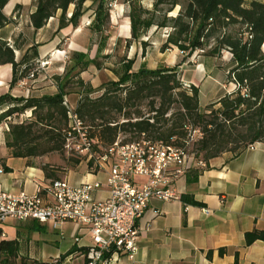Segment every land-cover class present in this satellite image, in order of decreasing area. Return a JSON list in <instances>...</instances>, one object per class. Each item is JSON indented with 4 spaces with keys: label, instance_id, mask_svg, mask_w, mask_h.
I'll list each match as a JSON object with an SVG mask.
<instances>
[{
    "label": "trees",
    "instance_id": "1",
    "mask_svg": "<svg viewBox=\"0 0 264 264\" xmlns=\"http://www.w3.org/2000/svg\"><path fill=\"white\" fill-rule=\"evenodd\" d=\"M84 1L35 0L36 8L30 14V22L38 29L59 9L57 29L68 24L76 27L85 10ZM94 1V23L107 22L108 5L112 0ZM125 1L129 5L130 24L127 44L151 26L169 28L160 51L177 47L184 58L196 50L216 57L227 51L233 64L226 72V81L234 82L235 86L201 107L198 86L181 80L178 70L181 63L156 67L141 65L134 70V59L123 58L120 66L113 70L116 78L101 83L97 95H91L90 86L85 87L72 109L86 128L88 137L94 140L92 146L107 148L121 133L128 135L122 142L143 138L184 147L188 134L197 130L196 156L201 153L208 161L226 152L237 155L254 142L264 143V0L247 3L245 0H152L150 10L144 8L140 0ZM6 2L0 0V27L9 20L2 12ZM71 3L74 7L67 16ZM175 6H178L177 13L168 15ZM19 39L13 45L0 39V64L12 66L9 87L15 86L20 79H27L38 57L39 43H32L15 59L14 49L21 47L24 41ZM140 43L143 44V40ZM86 56L82 52H72L70 59L74 64L71 67ZM90 62L100 66L95 58L85 59L84 65ZM65 88L64 81L57 82L56 91L52 93L0 94V122L25 110L31 112L27 121L9 123L5 144L12 156L60 150L68 131L77 134L76 129L67 126L69 108L65 103ZM37 138L41 143L35 141ZM40 145H43L41 150ZM42 169L50 180L59 179L53 169L46 165H42ZM188 170L192 175L188 179L195 180L201 168ZM181 198L189 200L186 196ZM244 239L247 245L257 239L264 240V229L246 231ZM16 248L15 240H0V252L6 250L12 254ZM83 249L85 251L86 246Z\"/></svg>",
    "mask_w": 264,
    "mask_h": 264
},
{
    "label": "crops",
    "instance_id": "2",
    "mask_svg": "<svg viewBox=\"0 0 264 264\" xmlns=\"http://www.w3.org/2000/svg\"><path fill=\"white\" fill-rule=\"evenodd\" d=\"M95 4L94 0L84 1L85 10L76 27L68 24L57 29V9L42 27L34 29L30 14L36 8L35 0H7L2 12L9 20L0 27V39L10 45L24 39L21 47L14 49L15 59L32 43H39L36 63L41 55L55 50L59 37L68 38L80 29L93 16ZM73 7L72 3L68 6L67 16ZM204 63L202 59L191 69L185 62L178 65L181 80L198 86L201 107L202 89L207 96L205 105L234 88V82L226 81L231 61L227 68L214 69L206 68ZM11 75V64H0V94L16 95L17 86L9 87ZM44 163L31 156H12L6 148L1 150L0 191L34 192L38 184L49 180L42 169ZM200 168L195 180L188 179L192 177L189 170L173 180L176 197L149 199L137 220L141 230L134 257L121 255L114 264H264V240L247 245L244 239L246 231L264 229V143L254 142L234 156L222 153ZM106 171V166L92 168L85 164L65 171L59 179L71 183L100 181V187L92 192L93 198L100 199L108 194ZM2 239L15 240L17 248L12 254L0 252V264H84L83 248L91 243L84 225L65 221L53 226L32 219L2 223Z\"/></svg>",
    "mask_w": 264,
    "mask_h": 264
},
{
    "label": "built area",
    "instance_id": "3",
    "mask_svg": "<svg viewBox=\"0 0 264 264\" xmlns=\"http://www.w3.org/2000/svg\"><path fill=\"white\" fill-rule=\"evenodd\" d=\"M262 49L264 52V43ZM31 77L32 72L27 79ZM27 79L18 80L16 86H24ZM70 118L81 125L71 109L68 110ZM69 126L81 133V150L90 152L94 140L88 137L86 128L81 125L79 130L75 125ZM88 157V161L94 160L95 168L107 167L106 197L92 196L100 187V181L71 183L61 178L38 184L31 193L0 191V225L8 220L32 219L53 226L73 221L84 225L90 234L91 243L83 252L84 264H114L121 255L133 258L141 230L137 220L149 199L176 197L172 182L190 169L193 158L181 146L143 138L122 142L119 136L103 153H90ZM196 165L204 166L205 162L198 160ZM204 212L208 213L209 209ZM74 239L78 241L77 236Z\"/></svg>",
    "mask_w": 264,
    "mask_h": 264
},
{
    "label": "rangeland",
    "instance_id": "4",
    "mask_svg": "<svg viewBox=\"0 0 264 264\" xmlns=\"http://www.w3.org/2000/svg\"><path fill=\"white\" fill-rule=\"evenodd\" d=\"M249 1L245 0L246 3ZM140 4L146 9L150 10L152 8V0H140ZM108 8L109 19L107 22L94 23L93 14L91 18L84 21L80 29L69 34L68 38L59 37L55 50L41 55V58L36 61L31 70L34 73L33 77L27 79L24 86H17L18 91H14V94L28 96L30 94L52 93L56 91L57 82L64 83L65 81V90L67 91L65 103L72 110L79 94L86 89L85 87L90 86L92 88L91 95H97L101 83L116 78L113 70L120 66V61L123 58L134 59L132 64L134 70L141 65L147 67L170 66L173 62H185L186 68L191 69L196 68V62L202 59L205 60L206 68H227L229 66L230 54L227 51H222L220 56L216 57L203 55L202 52L196 50L188 58H184V53L177 47H170V49L163 52L160 51V45L165 40L166 32L169 30L166 27L156 28L151 26L147 32L127 44L126 39L130 37L128 3L125 0H112ZM177 11L178 6H175L168 12V15L173 16ZM141 40H143V44L140 43ZM53 52H55L54 55ZM72 52H82L87 56L71 67L74 64V61L70 59ZM87 58H95L100 62V66L97 67L92 62L84 65V60ZM206 100L207 96H204L202 89L200 97L202 107ZM30 115V110H25L23 113L13 114L0 122V152L5 148L8 150L5 143L8 137L9 123L27 121ZM69 125H75L79 130L81 129V125L79 126L74 122L73 118L69 119L67 126ZM76 132L77 134L74 135H66L67 137L60 150L44 151L31 157L39 163L45 162L43 165L56 171L58 176L80 165L89 164L92 168H95L94 160L91 159L92 161L88 162V154H101L105 151V147L101 145L93 147L91 145L90 152L81 150V133ZM127 136L126 134H119L121 140ZM198 136V131H191L184 145L187 155L193 158L190 169L200 167V165H196L198 160L206 162L201 153L196 156L194 142ZM39 140L40 138H37L35 141L38 142ZM38 148L41 150L43 145L38 146ZM226 154L230 155L232 153L226 152ZM143 180L142 178L140 181Z\"/></svg>",
    "mask_w": 264,
    "mask_h": 264
}]
</instances>
